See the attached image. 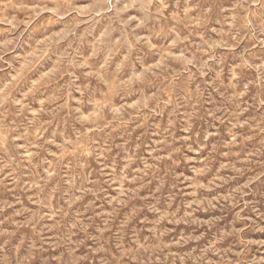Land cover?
<instances>
[{"label": "clouds", "instance_id": "clouds-1", "mask_svg": "<svg viewBox=\"0 0 264 264\" xmlns=\"http://www.w3.org/2000/svg\"><path fill=\"white\" fill-rule=\"evenodd\" d=\"M0 264H264V0H0Z\"/></svg>", "mask_w": 264, "mask_h": 264}, {"label": "rangeland", "instance_id": "rangeland-1", "mask_svg": "<svg viewBox=\"0 0 264 264\" xmlns=\"http://www.w3.org/2000/svg\"><path fill=\"white\" fill-rule=\"evenodd\" d=\"M42 55H43V53L39 49H36L34 51L33 58L36 59V60H39V63L36 64V67H40L47 60V56L46 55H43V59H41ZM25 67H27V66H25Z\"/></svg>", "mask_w": 264, "mask_h": 264}]
</instances>
